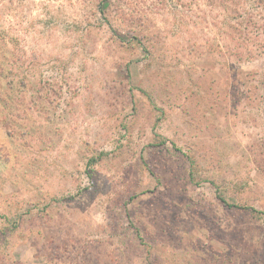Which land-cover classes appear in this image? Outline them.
<instances>
[{"label": "rangeland", "instance_id": "obj_1", "mask_svg": "<svg viewBox=\"0 0 264 264\" xmlns=\"http://www.w3.org/2000/svg\"><path fill=\"white\" fill-rule=\"evenodd\" d=\"M0 264H264V0H0Z\"/></svg>", "mask_w": 264, "mask_h": 264}, {"label": "trees", "instance_id": "obj_2", "mask_svg": "<svg viewBox=\"0 0 264 264\" xmlns=\"http://www.w3.org/2000/svg\"><path fill=\"white\" fill-rule=\"evenodd\" d=\"M162 143H164V141H162ZM96 161H97V158H91L88 163L91 164L92 162H96ZM218 197L222 202H224L230 208H239V209L248 210L250 212H255V213L260 212L259 210H257L253 206L228 202L227 198L224 195H222V193L220 191L218 192Z\"/></svg>", "mask_w": 264, "mask_h": 264}]
</instances>
